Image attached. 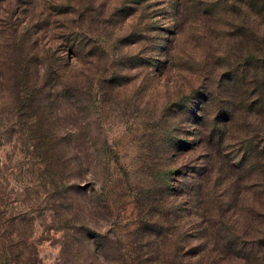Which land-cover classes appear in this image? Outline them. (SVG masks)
I'll return each instance as SVG.
<instances>
[{"label":"rangeland","instance_id":"1","mask_svg":"<svg viewBox=\"0 0 264 264\" xmlns=\"http://www.w3.org/2000/svg\"><path fill=\"white\" fill-rule=\"evenodd\" d=\"M260 6L0 0V264H264Z\"/></svg>","mask_w":264,"mask_h":264},{"label":"trees","instance_id":"2","mask_svg":"<svg viewBox=\"0 0 264 264\" xmlns=\"http://www.w3.org/2000/svg\"><path fill=\"white\" fill-rule=\"evenodd\" d=\"M243 1L249 5L251 4L255 5L257 2V0H243ZM261 9L264 10V7L262 8L260 6V10ZM259 60L260 58L256 57L253 54H251L247 59L248 63H250V66H253L255 68H257V61ZM241 74L242 75L240 77H242L243 79L246 77L248 78L250 76V73L245 74L241 72ZM253 74L256 75H253L251 76V78H248L246 79V81L242 82V84L245 85V87L244 86L242 88L238 87L235 91L238 102H241L239 109H242V111L245 113L244 117L247 124L245 125V128L254 127V130L251 132V134L246 136L247 143H245L246 147L244 148H246L251 153L248 155V157L252 156V158H254L257 152L258 155H261V157H263L261 158V160L257 161L256 163L257 165L255 167L259 166L258 169L262 172L264 178V130H261L262 128L256 126V123H259V120L260 123L264 125V77L260 74H257L256 72H253ZM235 76L236 74L234 73L233 78H235ZM231 105H234L233 102L231 103ZM232 111L229 110L230 114L228 115V119H225L226 121L227 120L229 121L235 117L236 114L233 115ZM239 116L241 115H238V118ZM257 136L261 138L260 140L261 143L256 144V142H253L252 137H254V139L256 137L257 139ZM248 157L247 155L245 156L242 155L238 161L239 163L238 166L242 165V167H245L247 164H243V161L246 160ZM262 243L264 244V233L262 237H260L259 240L257 241V245L261 247Z\"/></svg>","mask_w":264,"mask_h":264}]
</instances>
